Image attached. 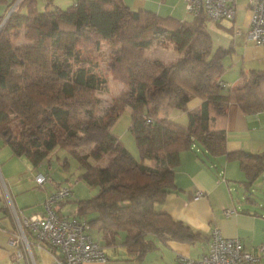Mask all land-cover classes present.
Here are the masks:
<instances>
[{
  "label": "trees",
  "instance_id": "16d2710c",
  "mask_svg": "<svg viewBox=\"0 0 264 264\" xmlns=\"http://www.w3.org/2000/svg\"><path fill=\"white\" fill-rule=\"evenodd\" d=\"M14 1L0 4L10 8ZM5 15L0 14V137L32 167L57 147L69 152L81 168L79 178L96 189L76 201L72 216L103 230L107 244L123 233L128 255L141 259L157 240L199 236L157 208L175 188L181 152L193 145L207 157L237 160L246 186L264 173V150L227 151L224 128L230 103L243 113L264 110V69L241 71L240 84L225 91L217 79L230 49L213 46L205 16L180 20L131 9L123 0H75L66 8L50 7L49 1L42 11L36 0H19L3 20ZM23 27L34 30V42H13ZM157 42L180 56L167 62L147 56ZM106 45L104 60L122 89L99 109L97 92L107 86L99 54ZM195 98L199 106L188 109ZM127 106L138 160L110 130ZM176 109L186 113V124L170 117ZM83 142L87 149L77 147Z\"/></svg>",
  "mask_w": 264,
  "mask_h": 264
},
{
  "label": "crops",
  "instance_id": "0c3cea01",
  "mask_svg": "<svg viewBox=\"0 0 264 264\" xmlns=\"http://www.w3.org/2000/svg\"><path fill=\"white\" fill-rule=\"evenodd\" d=\"M9 1L6 0V3H12L14 0ZM49 1L50 7H63L60 2L62 0H36L37 9L42 11L40 8L45 9ZM63 1L69 6L75 0ZM123 1L131 9H146L160 16L172 17L181 15L183 5V0ZM242 2L238 0L236 9L245 6ZM10 8L5 4L4 9L0 8V13L7 14ZM234 20L235 17L231 21ZM22 30L27 42L35 40L32 28L23 27ZM209 34L215 48L230 49L227 57L231 58L232 63L227 65L223 63L225 70L217 79L223 84L225 91L229 86L240 84L241 71L254 69L251 67L252 63L264 58V45H256L246 37L240 45L229 36L218 35L214 39L211 32ZM146 55L152 56L147 51ZM120 88L122 89V86ZM200 102L198 98L192 99L188 102L187 108L195 109ZM185 115L186 113L182 111L170 117L185 123ZM224 128L227 151L264 150V110L243 113L235 103H230L226 108ZM23 164V168H26L19 174L12 168H5L4 161L0 164V175L7 192L12 195L9 193L17 211L16 217L11 212L5 193L0 189V264H50L59 254L56 248L49 245L39 246L33 236L25 230L27 240L30 242L29 256L23 241L17 236L18 221L33 214H41L43 201L51 192L45 189L31 193V189L35 187L44 188L45 183L35 185L31 177L34 171L28 169L31 164L28 160ZM38 174L41 172L36 171V175ZM245 180L237 160H227L224 154L207 157L205 151L193 145L191 149L181 152L179 165L174 171L175 188L165 195L157 208L187 224L194 232L199 233V236L165 242L157 240L156 246L146 251L141 259H134L128 255L123 244V233H119L112 244H107L105 232L90 226L91 238L103 246L107 258L105 261H90L83 264H191L208 250V236L213 228H218L225 237L240 238L243 247L258 257L257 261L250 264H264V251L260 249L261 247L264 249V173L248 186L244 184ZM197 192L201 193L198 197L195 196ZM67 200L58 203L56 210L61 215L72 216L77 210V205L74 208L70 206L67 208L68 206L63 205ZM66 208L69 209L68 214L62 212L63 209L67 211Z\"/></svg>",
  "mask_w": 264,
  "mask_h": 264
},
{
  "label": "built area",
  "instance_id": "2783aa9c",
  "mask_svg": "<svg viewBox=\"0 0 264 264\" xmlns=\"http://www.w3.org/2000/svg\"><path fill=\"white\" fill-rule=\"evenodd\" d=\"M185 11L190 16L203 15L212 21H231L235 17L238 0H183ZM19 0L15 1L12 7ZM246 7L249 10L246 38L256 45H264V0H248ZM47 177L38 174L35 182L38 186L45 183ZM0 184L3 186L11 212L17 217V211L11 197L6 190L5 182L0 175ZM71 193L68 186L56 187L49 192L43 201V212L33 214L19 220L17 223L18 238L23 241L29 256L30 242L25 230L33 236L39 246L49 245L58 250L50 264H83L90 261H105L106 254L103 246L94 241L89 234V223L86 218L75 216H61L56 206L64 201ZM200 192L195 194L200 196ZM262 251L264 249L260 248ZM258 257L243 247L238 237H225L218 228L209 233V247L206 253L192 261L191 264H250Z\"/></svg>",
  "mask_w": 264,
  "mask_h": 264
},
{
  "label": "rangeland",
  "instance_id": "374dc122",
  "mask_svg": "<svg viewBox=\"0 0 264 264\" xmlns=\"http://www.w3.org/2000/svg\"><path fill=\"white\" fill-rule=\"evenodd\" d=\"M11 1V0H10ZM9 1V2H10ZM243 4L245 6L238 7L236 9V15L234 21H221L218 25V23L213 22L212 20H207L206 22V29L211 32L213 35V38L215 39L218 35L223 36H229L230 39H235L236 43L242 45L243 41L246 37V30H247V20L249 18V10L246 7V3L248 0H242ZM63 4V7L66 8L67 3L65 1H60ZM0 8H5V3L0 4ZM182 11L181 15L178 17H175L176 19L184 20V19H190L191 16L185 11L184 8V1L183 5L181 6ZM41 10H44L40 8ZM2 14V13H0ZM23 30L17 31V34L13 37V42L16 44H21L27 42V40L23 37ZM27 33V32H26ZM249 41V40H248ZM34 42V41H33ZM109 47L106 45L104 47V50L102 53L99 54V61H100V72L106 77L107 79V86L105 89H103L100 92H97V95L101 99V103L99 106V109H103L104 107H107L110 101L120 92V87L122 86L117 80H115L106 64L105 56L108 53ZM147 52L152 55V57L156 56L164 61H170L177 59L180 56V53L175 50L174 47L169 45L168 47L162 46V44L153 43L152 46L147 49ZM227 57V56H226ZM255 62V61H253ZM223 63L225 65L231 64L232 60L230 57H227L225 60H223ZM251 67L254 69H264V58L261 61H257L255 63H252ZM182 112L181 110H174L170 113L171 115H175L177 113ZM184 122L182 123L180 121H176L182 124L187 123V116H184ZM129 124H130V108L127 106L123 110V112L116 118V120L111 124L110 130L117 134L123 143V145L130 151L132 156L135 159H139V152L135 143V139L132 135V133L129 130ZM12 126L14 129H20L22 124L18 120L12 121ZM77 147L79 149H87L88 144H77ZM83 147V148H82ZM2 161L5 162L6 167L5 168H12V170H15L17 174L21 173L25 170L23 168L24 161H27L25 157H18L14 154H12L11 147L9 144H7L2 137H0V164ZM63 163H66L63 165ZM29 171H34V173L31 175V177L34 179L35 185V177H36V171H40L42 175L47 177V180L45 181L44 188H33L31 189V193L34 194V191L37 193L39 191L43 190H51L53 191L56 186H68L71 189L70 195L65 199L67 200L63 205L68 206L67 208H74L76 205V201L79 199L89 198L93 194H95L96 189L89 188L80 178L79 174L81 172V168H79V165L77 163V160L65 149H62L60 147L55 148L48 157L37 167H32L29 165ZM28 171L27 174L30 172ZM27 177V175H25ZM0 189L4 193L3 186L0 184ZM10 193V192H9ZM11 195V193H10ZM29 195V194H28ZM12 196V195H11ZM36 204V203H35ZM65 206V207H66ZM66 208V209H67ZM69 209L65 211L63 209V213L68 214Z\"/></svg>",
  "mask_w": 264,
  "mask_h": 264
},
{
  "label": "water",
  "instance_id": "95a60500",
  "mask_svg": "<svg viewBox=\"0 0 264 264\" xmlns=\"http://www.w3.org/2000/svg\"><path fill=\"white\" fill-rule=\"evenodd\" d=\"M14 4H15V3H14ZM14 4H13V5H14ZM13 5H12V7H13ZM12 7L9 9L8 13L6 14V16L4 17L3 20H5V18L8 16V14L12 11ZM1 26H2V24H1ZM1 26H0V28H1ZM7 139H9V137H8Z\"/></svg>",
  "mask_w": 264,
  "mask_h": 264
}]
</instances>
